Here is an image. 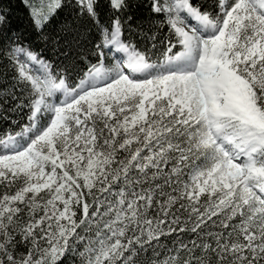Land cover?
<instances>
[{
  "label": "snow or ice",
  "instance_id": "1",
  "mask_svg": "<svg viewBox=\"0 0 264 264\" xmlns=\"http://www.w3.org/2000/svg\"><path fill=\"white\" fill-rule=\"evenodd\" d=\"M0 264H264V0H0Z\"/></svg>",
  "mask_w": 264,
  "mask_h": 264
}]
</instances>
